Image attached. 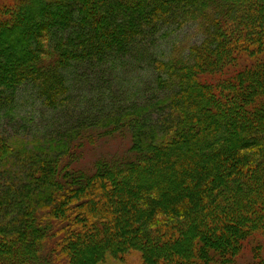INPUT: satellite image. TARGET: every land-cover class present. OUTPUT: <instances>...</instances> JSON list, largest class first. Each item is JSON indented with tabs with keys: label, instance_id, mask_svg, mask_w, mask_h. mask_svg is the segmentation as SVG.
<instances>
[{
	"label": "trees",
	"instance_id": "obj_1",
	"mask_svg": "<svg viewBox=\"0 0 264 264\" xmlns=\"http://www.w3.org/2000/svg\"><path fill=\"white\" fill-rule=\"evenodd\" d=\"M10 2L0 11V108L26 82L60 107L73 75L122 59L159 23L194 21L205 37L155 60L170 90L155 123L147 107L115 106L89 142L73 131L45 151L0 136V170L9 158L25 164L39 200L6 222L0 264H100L128 250L143 264H238L249 237L264 235V0ZM122 135L127 153L92 149V166L77 164L86 144Z\"/></svg>",
	"mask_w": 264,
	"mask_h": 264
},
{
	"label": "rangeland",
	"instance_id": "obj_2",
	"mask_svg": "<svg viewBox=\"0 0 264 264\" xmlns=\"http://www.w3.org/2000/svg\"><path fill=\"white\" fill-rule=\"evenodd\" d=\"M10 1L0 0V11L5 9ZM173 23H159L155 29L148 30L147 35L127 49L128 52L122 59L85 65L88 76L73 75L72 80L75 81L70 82L68 99L60 107H47L33 83H22L14 94L6 99L9 100V105L0 108V136L14 140L20 148L27 149L33 148V145L41 141L46 151L45 141H58L73 131L80 133L78 140L90 136L92 138L94 135L99 137L101 135L99 132L103 131L100 123L112 114L115 106L124 114L128 110L137 111L147 107L143 118L152 123L157 122V119L166 113L167 108L157 107L155 104L157 100L166 97L170 90L158 81L155 60L171 52L187 55L190 46L200 43L205 37L194 21L179 28L173 26L177 23ZM3 63L0 60V64ZM97 72H100L101 76ZM90 74L94 77L90 78ZM109 94L112 97H109ZM100 141L102 142L99 146L86 144L85 153L77 163L79 166L86 168L93 164L97 158L95 155L97 151L99 156L123 155L128 152L131 142L129 136L125 135L108 136V139L102 138ZM92 149L95 154L92 153ZM21 161L31 164L26 159ZM20 163L22 162L9 158L6 168L0 170V176L5 171V175L0 178V224H3L0 225V236L6 238L8 231L6 222H13L17 213L29 214L35 203L39 204V200L35 198L37 190L27 187L31 185L29 184L31 180L25 179L22 170L25 164ZM10 173L12 177L7 184ZM257 255L259 258H256ZM235 259L238 264H259V261H264V235L249 237ZM100 264H143V259L140 252L128 250L115 255L107 253Z\"/></svg>",
	"mask_w": 264,
	"mask_h": 264
}]
</instances>
